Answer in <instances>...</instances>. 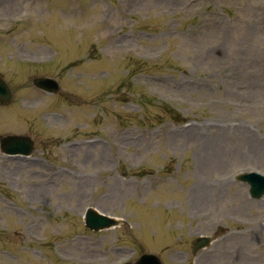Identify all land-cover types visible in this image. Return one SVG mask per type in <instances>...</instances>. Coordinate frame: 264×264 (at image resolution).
Returning a JSON list of instances; mask_svg holds the SVG:
<instances>
[{
	"label": "rangeland",
	"instance_id": "1",
	"mask_svg": "<svg viewBox=\"0 0 264 264\" xmlns=\"http://www.w3.org/2000/svg\"><path fill=\"white\" fill-rule=\"evenodd\" d=\"M0 76V137L39 157L0 152V264H264V195L236 179L264 174L240 141L264 140V0H0ZM88 207L116 225L88 229Z\"/></svg>",
	"mask_w": 264,
	"mask_h": 264
},
{
	"label": "water",
	"instance_id": "2",
	"mask_svg": "<svg viewBox=\"0 0 264 264\" xmlns=\"http://www.w3.org/2000/svg\"><path fill=\"white\" fill-rule=\"evenodd\" d=\"M9 96L10 92L6 84L0 79V102H6ZM24 142H26V140L21 136H6L2 139V146L4 150L8 152H16L20 151V149L26 151L25 149H22V145ZM241 179L249 182V190L252 197L259 198L264 193L263 176L249 174L242 176ZM113 224V220L103 216H98L91 210L87 213L86 225L91 229L98 230L100 228L109 227ZM206 241V239H200L195 248L204 246ZM150 260L153 261L151 262ZM139 264H159V261L153 256H142L139 260Z\"/></svg>",
	"mask_w": 264,
	"mask_h": 264
},
{
	"label": "bare ground",
	"instance_id": "3",
	"mask_svg": "<svg viewBox=\"0 0 264 264\" xmlns=\"http://www.w3.org/2000/svg\"><path fill=\"white\" fill-rule=\"evenodd\" d=\"M45 57H47V53L44 54ZM195 129H189V131H191L192 133L194 132ZM244 135V137H240V141H245L243 142L242 146H243V153H254V155L259 156V155H263L264 154V140L263 141H256V140H252L254 139L255 134L251 133L248 136L244 133H242ZM247 138V139H246ZM211 185L207 182H202L201 177L199 179V182H197L195 184V187L193 188V191H195V197H194V202L195 204H201L205 201L206 199V195H207V191H209ZM189 200V199H188ZM255 227L259 228V224H257ZM80 242H78V245L80 246ZM87 247L86 251H89L91 253H93L92 257H88L91 258L90 260L94 261V260H102L104 259V255L101 256V254H99L97 252V250H91L89 249V246H91L92 244L87 243ZM238 250V248L236 247L234 249V252L236 253V251ZM114 251V250H112ZM101 252V251H100ZM230 252V251H228ZM103 254V253H102ZM179 254H171L170 257L171 259H175L178 260L179 259ZM236 256V255H232ZM181 257V256H180ZM107 258V257H105ZM117 258L118 262H113V264H126L127 260H128V254L127 252L122 253L121 255H119ZM94 259V260H93ZM88 261V260H87Z\"/></svg>",
	"mask_w": 264,
	"mask_h": 264
}]
</instances>
